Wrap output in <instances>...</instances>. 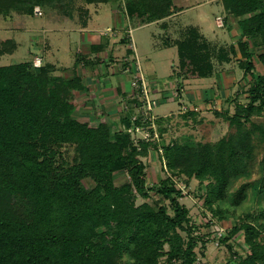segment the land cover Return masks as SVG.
Wrapping results in <instances>:
<instances>
[{
	"label": "trees",
	"instance_id": "trees-1",
	"mask_svg": "<svg viewBox=\"0 0 264 264\" xmlns=\"http://www.w3.org/2000/svg\"><path fill=\"white\" fill-rule=\"evenodd\" d=\"M125 1L131 10L139 2L149 21H162V27L172 15L173 0ZM39 2L0 0V9L17 3L32 14ZM222 3L241 27L237 48L186 29L201 55L220 65L239 51L238 66L251 77L247 104H237L234 115L217 112L236 129L217 142L160 145L151 116L141 121L134 107L123 108L119 120L91 125L73 115V94L86 87L80 75L68 77L65 67L48 63L0 66V264H161L163 258L168 264L197 263V238L176 179L207 183L211 207L228 197L233 179L247 175L257 149L264 162V122L254 120L264 114V0ZM127 38L121 40L125 45ZM16 48L14 39H0V58ZM135 124L148 125L150 137L135 140L137 133L130 131ZM166 131L159 128L161 135ZM151 150L162 151L167 174L153 184L142 160ZM120 175L128 178L118 186ZM86 178L95 183L90 190L82 183ZM246 189L240 186L234 204ZM139 198L144 202L136 205ZM233 229L243 232L249 250L246 256L234 254L236 264H264V210L256 217L247 214Z\"/></svg>",
	"mask_w": 264,
	"mask_h": 264
},
{
	"label": "rangeland",
	"instance_id": "rangeland-1",
	"mask_svg": "<svg viewBox=\"0 0 264 264\" xmlns=\"http://www.w3.org/2000/svg\"><path fill=\"white\" fill-rule=\"evenodd\" d=\"M39 1L36 6L41 7L42 16H35L34 9L32 14L27 13L23 10L24 7L17 3L10 8L0 9V39L14 38L18 42L13 53L5 54L0 58V66L34 62L36 57H40L43 64L65 67L68 77L75 74L80 75L85 84L87 80L93 79L92 75L98 79L97 70L102 72L107 68V64L110 67L108 74L115 67L121 72L122 69L126 71L130 67L128 71L131 70L135 74L131 71H129L130 74L128 73L134 76L132 79L133 96L138 99V106L132 100L126 105L129 109L136 108V112L140 113L141 117L143 116L141 121L151 116V121L154 122L152 127L156 130L154 138L160 145L185 140L202 143L217 142L222 137L235 132V127H230L229 121L223 116L219 117L217 112L234 115L237 103L247 104L245 94L249 87H242L243 79L239 74L236 78V81L238 79L237 84L230 88L232 95L227 98V91L231 86L228 84L231 82V74L227 78L220 75L219 84L208 83L211 78L205 80L204 76H209V72L214 67L213 61L201 55L196 48L197 39L195 40L193 35L187 33L188 29L187 31L184 29L186 25L199 27V16L202 13L207 14L214 23L215 15L224 12L221 8V0H173L174 5L182 12L178 17L176 16L178 27H171L169 30L173 32L172 34H165L161 32V29H154V25L149 23L147 10L138 5L140 3L137 1L132 10L125 0H116L103 5L90 4L86 0ZM111 8L119 11L125 20L128 18L127 28L130 33L127 39L131 40L128 46L130 53L123 48L122 52H117V54L109 52L107 56L100 53L99 49L97 51H94L92 47L83 49L82 45L85 40H83L81 30L83 26L81 25H87L91 19H94V25L91 24V28H100L103 37L115 39L112 16L107 18L108 13L112 14ZM143 20L148 23L146 26H140ZM224 21L226 23L229 18L226 20L224 18ZM107 27L111 28L107 29ZM153 32L157 37L153 35ZM225 33L226 40L231 42L230 35L227 31ZM207 34L212 35L211 32ZM126 37V35H121L119 38ZM169 43H173V46L168 47ZM76 60L79 62L75 65ZM210 62L213 64L211 68L207 67ZM231 71L233 69L227 72ZM57 74H61L60 71ZM138 78H143L145 81L148 92L145 91L144 98L137 85H134ZM221 89H224L225 98L219 97ZM83 93L80 90L73 94V115L80 121L91 125L110 122L112 119L99 121L96 108L93 111L92 121L94 123H90L91 120L89 121L88 118L78 113L79 102L76 99ZM127 106L124 108L126 109ZM191 113L195 115H190ZM254 120L264 122V114ZM145 128V131L135 135V140L145 138L148 132L150 133L148 125ZM159 128L167 131L161 135ZM161 156L162 151L151 150L147 157L142 158L147 165L150 184L167 175L165 161ZM127 178L126 175L117 176L116 185L123 184ZM176 181L177 187L184 191V198L181 202L190 210L192 231L197 238L195 251L198 261L196 264H236L238 256H246L249 250L244 243L243 232L235 233L233 228L244 220L247 214L256 217L264 210L263 150L257 149L247 175L231 181L228 197L211 207L205 201L207 183L201 184L194 177L184 176ZM82 183L87 190L95 186L90 178L84 179ZM244 183L247 184L245 196L236 205L234 204L235 193ZM143 202L144 199L139 198L135 204L140 205ZM165 203L169 204V201ZM220 236L228 237L226 241H221ZM166 249H169L168 246ZM235 253H238L236 258ZM161 264H168L166 258L161 260Z\"/></svg>",
	"mask_w": 264,
	"mask_h": 264
},
{
	"label": "crops",
	"instance_id": "crops-1",
	"mask_svg": "<svg viewBox=\"0 0 264 264\" xmlns=\"http://www.w3.org/2000/svg\"><path fill=\"white\" fill-rule=\"evenodd\" d=\"M100 5H103V4H100ZM221 5H222L221 8L224 12L222 14L215 15L214 23L211 22V19L207 14L202 13L199 16V21H200L199 27L193 26V25H186V26H184V29L186 30V29L192 28V27L197 28L199 30V33L203 37H205V39H207L208 41H215L217 43L225 44L228 46L233 44L237 48V42L242 35L241 27L238 25L236 19L227 15V13L225 12L224 7H223L222 0H221ZM171 9H172V15L166 19L167 25L165 27H162V25H161L162 21L149 22V23L154 25V29L155 28L161 29V32L163 31V33H165V34H172L173 33L169 30L171 27L172 28L178 27V23L176 21V16L178 17L179 14L182 12V10L180 11V9H178L174 5V3H173V6L171 7ZM111 11H112L111 12L112 14L110 15V13H108L107 18H110V16H112V21H113V26H114L113 28L115 29V36H116L115 39L103 37L102 33L100 32V28L99 29L96 27L91 28L92 27L91 24H93V20H94V19H91L87 25H85V24L81 25V26H83L81 28L83 40H85L83 42V45H82L83 49L84 48L85 49H91L92 46H98L99 50L101 51L100 53H103L107 56H108L109 52H111L113 54H115V53L117 54V52H122L123 48H125L127 50L129 49L128 46H129L130 42H128V44L125 45L121 42L122 38H119V37H121V35H126L127 37H129L130 32H128L126 30V28L128 27V24H127L128 18L125 20V17L119 11H117L114 8H111ZM97 15H99V14H97ZM224 18H225V20L229 18V21H227L225 23ZM107 20H109V19H107ZM219 20L222 21V25H219V23H220ZM147 24L148 23H145V24H142L140 26H146ZM175 25H177V26H175ZM110 28L111 27H107V29H110ZM217 29H219V31H217ZM225 31H227L228 35H230L231 42L226 40ZM209 32H211L212 35L209 36L207 34ZM153 35L157 37L156 33H154V32H153ZM170 39H173V38H170ZM14 40L18 46V42L16 41V39H14ZM129 41H131V40H129ZM169 46H173V43H170ZM130 47H131V45H130ZM240 58H241V55H240L239 51H237V56L233 59V61L235 60L234 62L230 61L228 63H224L223 65H220L218 62H216L215 60L212 59L214 67L211 66V65H213L212 62H210L207 66L210 68L213 67L212 69L214 70L213 72L212 71L209 72L210 77L204 76L205 80H208L209 78H211L208 81V83L212 82V84L214 83L216 85V84H219L218 81L220 82V77H221L220 75H222V77L224 76L226 78L230 74L232 75V78L230 80L231 82H228V84H231V86L229 87V89L227 91L228 92L227 98H229V96L232 95L230 88H233L235 86V84H237L238 79L236 81V78L239 74L242 75L241 78L243 79V84H242L243 86L242 87H249L250 83H251V77L246 76L244 74V72L238 66V60ZM126 59H128V57H126ZM231 62H233V64H231ZM234 66L236 67L235 69H234ZM116 68L117 67L113 68V71L110 74H108V69H110V67H108V66H107V68L103 69L102 72L97 70L98 79L94 78L95 75H92L93 79L87 80V83H86L87 85L84 83L86 86L85 90H82L84 93L81 94L80 96H78L76 99L79 102L78 113H80V115L88 118L89 121L91 120L90 123H94L92 121V119L94 118V112L93 111L95 108L97 109V112H98L99 121H102L103 119L117 120L119 118L120 112L123 110L124 107L127 106L126 104H129L128 102L131 100L133 101V99H134V96H133L134 89L132 87V79L134 76L132 74L129 75L130 74L129 71H131V70L128 71V69L130 67L126 71H124L122 69V72L116 70ZM229 69H233V71L227 72ZM239 70H241V72H239ZM198 84H201V83H198ZM89 87H91V88L89 89ZM198 93H200V91H198ZM223 93H224V89H221L219 92V95H220L219 97L225 98ZM245 97H246V101H248L247 100V97H248L247 93L245 94ZM76 102H75V105H76ZM237 104H236V106H237ZM127 108H128V106H127ZM82 116H80V117H82ZM86 118H84V119H86Z\"/></svg>",
	"mask_w": 264,
	"mask_h": 264
},
{
	"label": "built area",
	"instance_id": "built-area-1",
	"mask_svg": "<svg viewBox=\"0 0 264 264\" xmlns=\"http://www.w3.org/2000/svg\"><path fill=\"white\" fill-rule=\"evenodd\" d=\"M42 14H43V12H42V9H41V7L40 6H35L34 7V15L35 16H42ZM220 21V23H219V25H222V21L221 20H219ZM34 66H36V67H40V66H42V64H43V62H42V58H40V57H36L35 59H34ZM134 85H137V88H138V90H139V92H141V96L144 98V93H145V91L146 92H148L147 90H146V85H145V81H144V79L142 78H138L135 82H134ZM148 96V95H147ZM150 103V109H151V106H152V103H151V101L149 102ZM143 117V116H142ZM142 117L140 116V118L139 119H142ZM144 119V118H143ZM146 120H148V117H147V119ZM146 120H144V121H146ZM133 121H137V117H134L133 118ZM145 127L144 128H142L140 125H138V124H135V127H133L132 129H130V131L131 132H135V133H140V132H142V131H145ZM148 136L150 137V133L148 132V134H147V136L144 138V139H148Z\"/></svg>",
	"mask_w": 264,
	"mask_h": 264
}]
</instances>
